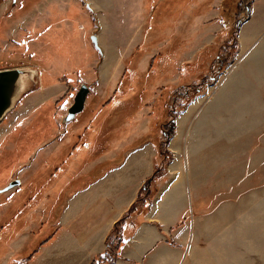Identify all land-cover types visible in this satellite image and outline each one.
I'll return each mask as SVG.
<instances>
[{
	"label": "rangeland",
	"instance_id": "1",
	"mask_svg": "<svg viewBox=\"0 0 264 264\" xmlns=\"http://www.w3.org/2000/svg\"><path fill=\"white\" fill-rule=\"evenodd\" d=\"M247 2L0 0V70L36 71L0 121V190L20 179L0 191V264L25 262L57 226L67 198L78 190L74 185L92 181L127 150L151 139L154 115L159 122L166 119L164 104L152 112L158 95L179 83L183 64L195 62L201 69L212 61L247 13ZM246 20L234 33L233 60L174 117V134L179 127L192 159L208 155V166L194 169L201 197L189 217L193 264H264V33L242 52ZM218 22L222 28L216 32ZM243 61L248 64L237 91L245 103L256 101L242 111L256 118L232 120L218 109L217 81ZM82 83L90 87L85 108L66 122ZM172 137L157 190L174 156ZM86 142L93 151L79 158ZM122 145L114 160L82 176L93 159Z\"/></svg>",
	"mask_w": 264,
	"mask_h": 264
},
{
	"label": "crops",
	"instance_id": "2",
	"mask_svg": "<svg viewBox=\"0 0 264 264\" xmlns=\"http://www.w3.org/2000/svg\"><path fill=\"white\" fill-rule=\"evenodd\" d=\"M215 26L216 32L222 28L220 22ZM263 33L264 0H254L252 14L240 29L242 52L248 48L247 45L253 46ZM189 54L181 64L192 57L193 53ZM247 62L243 61L217 81L218 109L220 113H226L228 119L256 118L252 113L242 112L246 105L255 106L256 101L245 103L243 93L237 91L236 86L237 80L243 77ZM149 125L148 121L147 132ZM181 136L182 131L177 127L169 142L174 156L168 165V173L160 182L135 232L127 235L121 244L117 264H193V234L189 217L196 200L201 197L199 185L194 184V169L198 167L201 171L203 166L207 167L208 155L203 153L198 156L195 153L198 157L193 160L192 147L186 136L184 139ZM180 141L182 144H179ZM91 148L90 142L81 145L79 158L89 155L93 151ZM123 149L122 145L113 150V154L93 159L86 165L82 176H89L90 169L101 168L102 163L113 159ZM155 155L154 142L147 140L127 150L120 161L112 162L111 167L101 170L86 187L72 193L59 214L51 238L40 245L29 261L20 264H89L104 251L114 224L134 202L143 182L152 175ZM200 156L206 159H199ZM137 223L126 220L125 233H130Z\"/></svg>",
	"mask_w": 264,
	"mask_h": 264
},
{
	"label": "trees",
	"instance_id": "3",
	"mask_svg": "<svg viewBox=\"0 0 264 264\" xmlns=\"http://www.w3.org/2000/svg\"><path fill=\"white\" fill-rule=\"evenodd\" d=\"M251 0H248L245 5L246 14L244 17H240L235 22L234 33L238 31L240 24L249 17ZM234 33L219 47V50L212 61L204 68L198 69L195 67V62L192 64L185 63L180 69V80L177 85L164 88L158 95L157 101L153 106L152 112L157 114L159 103L164 104L167 107L166 119L159 122V117L154 115L151 121L150 141L154 142L156 147V155L154 157V170L141 185L138 195L129 209L123 214V216L114 224V227L106 239V247L104 251L97 255L89 264H117L120 257V246L124 242L125 238L129 234H133L141 222L142 217L148 211L149 206L157 192V183L166 173V164L169 162L171 152L167 147V142L173 136L175 132L174 117L196 96L202 94L205 88L213 84L218 76L222 73L225 66L233 60L235 51L237 49V39L234 38ZM195 75L192 79V75ZM191 77V78H190ZM166 92V94H164ZM185 100V101H184ZM155 118H157L155 120ZM86 178V177H85ZM84 178V179H85ZM91 181L83 180L80 187L73 189H82L86 187ZM135 220L137 225L131 230L130 233H125L124 223L125 221ZM51 238V233L42 239L37 246L23 259V261H29L32 255L38 251L40 245L45 243ZM174 244V243H173ZM176 245V244H175ZM22 261V262H23Z\"/></svg>",
	"mask_w": 264,
	"mask_h": 264
},
{
	"label": "water",
	"instance_id": "4",
	"mask_svg": "<svg viewBox=\"0 0 264 264\" xmlns=\"http://www.w3.org/2000/svg\"><path fill=\"white\" fill-rule=\"evenodd\" d=\"M92 41L94 45L100 48L98 43V36L92 35ZM34 69H27L22 67L7 68L0 70V121L3 119L6 112L12 107L15 99L18 97L25 82L28 78L32 79L36 75V71L32 74V77H24L25 74H31ZM90 93V87L86 83H82L79 90L77 91L73 104L68 108V112L64 118V121L73 120L78 113L83 111L87 97ZM20 183V179L11 181L4 189L8 190Z\"/></svg>",
	"mask_w": 264,
	"mask_h": 264
},
{
	"label": "bare ground",
	"instance_id": "5",
	"mask_svg": "<svg viewBox=\"0 0 264 264\" xmlns=\"http://www.w3.org/2000/svg\"><path fill=\"white\" fill-rule=\"evenodd\" d=\"M31 71V74L29 73V74H25L24 76H23V78L25 77V76H27V75H32L33 73H34V70H29V72ZM33 76V75H32Z\"/></svg>",
	"mask_w": 264,
	"mask_h": 264
}]
</instances>
